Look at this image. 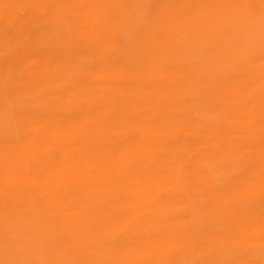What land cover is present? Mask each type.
Instances as JSON below:
<instances>
[{
    "label": "bare ground",
    "instance_id": "bare-ground-1",
    "mask_svg": "<svg viewBox=\"0 0 264 264\" xmlns=\"http://www.w3.org/2000/svg\"><path fill=\"white\" fill-rule=\"evenodd\" d=\"M0 264H264V0H0Z\"/></svg>",
    "mask_w": 264,
    "mask_h": 264
}]
</instances>
